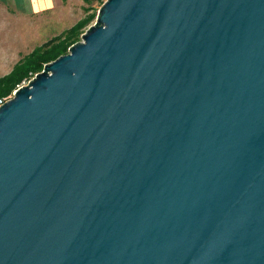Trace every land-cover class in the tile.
<instances>
[{
    "label": "water",
    "instance_id": "obj_1",
    "mask_svg": "<svg viewBox=\"0 0 264 264\" xmlns=\"http://www.w3.org/2000/svg\"><path fill=\"white\" fill-rule=\"evenodd\" d=\"M0 264H264V0H106L0 107Z\"/></svg>",
    "mask_w": 264,
    "mask_h": 264
},
{
    "label": "rangeland",
    "instance_id": "obj_2",
    "mask_svg": "<svg viewBox=\"0 0 264 264\" xmlns=\"http://www.w3.org/2000/svg\"><path fill=\"white\" fill-rule=\"evenodd\" d=\"M55 1L59 4L56 9L47 8L31 15H19L8 7H0V78L9 74L15 64L34 49L93 15L90 23L80 30L79 41H82V35L96 22L106 0Z\"/></svg>",
    "mask_w": 264,
    "mask_h": 264
},
{
    "label": "trees",
    "instance_id": "obj_3",
    "mask_svg": "<svg viewBox=\"0 0 264 264\" xmlns=\"http://www.w3.org/2000/svg\"><path fill=\"white\" fill-rule=\"evenodd\" d=\"M93 17L92 15L87 19L79 21L71 29L49 39L16 63L14 69L9 74L0 78V99L11 95L31 74L42 71L46 63L66 54L68 49L79 41L80 30L88 25Z\"/></svg>",
    "mask_w": 264,
    "mask_h": 264
},
{
    "label": "crops",
    "instance_id": "obj_4",
    "mask_svg": "<svg viewBox=\"0 0 264 264\" xmlns=\"http://www.w3.org/2000/svg\"><path fill=\"white\" fill-rule=\"evenodd\" d=\"M57 5L55 0H0V7H8L19 15H31L47 8L56 9Z\"/></svg>",
    "mask_w": 264,
    "mask_h": 264
},
{
    "label": "built area",
    "instance_id": "obj_5",
    "mask_svg": "<svg viewBox=\"0 0 264 264\" xmlns=\"http://www.w3.org/2000/svg\"><path fill=\"white\" fill-rule=\"evenodd\" d=\"M37 74V73H36ZM36 74H33V75H31L29 78H26L24 81H23V83H22V85H26V84H28L34 77H35V75ZM13 96H11V95H9V96H6V97H3V98H1L0 99V107L5 103V102H7L9 99H11Z\"/></svg>",
    "mask_w": 264,
    "mask_h": 264
}]
</instances>
